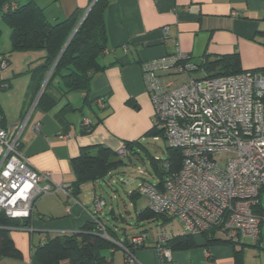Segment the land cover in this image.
Listing matches in <instances>:
<instances>
[{
    "label": "crops",
    "instance_id": "crops-1",
    "mask_svg": "<svg viewBox=\"0 0 264 264\" xmlns=\"http://www.w3.org/2000/svg\"><path fill=\"white\" fill-rule=\"evenodd\" d=\"M35 2L54 21L65 18L77 7H86L89 0ZM106 3L107 50L100 59L106 67L91 79L88 97L93 101L92 107L85 112L83 109L79 118L75 117L77 111L66 113L67 128L63 129L56 112L65 102L81 106L83 92H69L47 112L32 111L33 103L24 99L29 80L25 71L38 62L41 51L17 52L24 61L23 66L12 68L9 74H0L2 125L12 128L24 122L21 152L31 167L49 171L53 184L69 185L73 181L69 160L81 147L101 143L116 150L125 141L139 140L153 126L154 111L143 84L142 62L179 49L197 62L208 56L237 52L243 70L264 67V47L254 37L263 28L264 0H106ZM164 26L168 29L166 38L161 33ZM1 53L9 67L11 61ZM19 73H23L18 76L21 84L16 88L15 97L10 99L15 85L12 79L16 81L14 75ZM179 76L184 74H160L162 82L173 84L186 78ZM98 99L104 101L102 108L96 103ZM83 116L99 120L89 132L81 130ZM125 165L121 170L126 169ZM101 180L83 183L75 197L57 192L38 198L27 225L9 228V236L21 256L0 257V264H40L33 250L47 235L78 231L92 220L94 199H103L99 192ZM124 180L127 185L134 182L130 175ZM137 198L136 194L130 197L132 205ZM105 212L102 208L95 216L101 222L104 215L116 218L112 206ZM133 235L125 237L129 239ZM194 240L195 247L170 249L168 257H161L159 237L147 238L143 246L132 247L135 264H264V249L259 244L236 242L235 245L206 246L204 234L195 235ZM110 257L105 264H127L121 247L112 250ZM58 264L68 263L62 260Z\"/></svg>",
    "mask_w": 264,
    "mask_h": 264
},
{
    "label": "built area",
    "instance_id": "built-area-1",
    "mask_svg": "<svg viewBox=\"0 0 264 264\" xmlns=\"http://www.w3.org/2000/svg\"><path fill=\"white\" fill-rule=\"evenodd\" d=\"M167 32L166 26L161 28L163 38ZM198 69V62L179 49L141 63L154 111L153 126L168 146L180 150L182 162L160 183L142 179L137 191L152 212L176 218L191 235L214 230L223 238L264 249V71L190 76ZM164 72L186 78L178 84L162 82ZM96 103L103 105L101 99ZM91 122L84 117L81 126L87 128ZM23 124L9 128L0 120V212L20 221L31 217L36 200L43 195L70 196L67 185L53 184L49 171L34 169L22 154ZM115 151L119 157L128 152L124 145ZM161 164L168 167L166 160ZM104 205L103 199H94L92 220L101 235L109 238L95 216ZM145 239V234L130 237L133 244ZM163 240L160 236V243ZM119 246L126 263L135 264L133 253ZM158 251L161 257L169 256L167 248L158 247Z\"/></svg>",
    "mask_w": 264,
    "mask_h": 264
},
{
    "label": "trees",
    "instance_id": "trees-1",
    "mask_svg": "<svg viewBox=\"0 0 264 264\" xmlns=\"http://www.w3.org/2000/svg\"><path fill=\"white\" fill-rule=\"evenodd\" d=\"M106 4V0H89L86 7H77L65 18L50 21L43 8L35 0H0V22H4L9 29L10 48L8 53L15 51H41L43 53L38 57V62L25 71L29 75V80L24 99L28 103H33L32 111L47 112L69 92L84 93L81 106L75 107L69 102H65L56 112V118L63 124V129L69 126L65 120L66 113L82 112L85 106L92 107L93 101L88 97L91 79L106 67L100 61L107 50L104 20ZM89 5H91L89 10L68 39ZM262 22L263 28L257 31L254 37H257L258 43L264 47V14ZM2 61L7 64V60L0 52V63ZM52 65L46 84L36 98L42 81ZM198 66L208 77L231 75L244 71L241 68L237 52L205 57L198 62ZM251 70L264 71V67ZM102 102L103 105L99 106L100 108L104 106V101L102 100ZM84 117L86 116H83L82 119ZM0 120L2 124L1 117ZM91 120L92 122L87 128L81 126L83 133L91 131L99 121L98 119ZM149 134L154 137L163 136L155 126L145 133V135ZM137 144H139L138 140L124 142L129 153L136 151L135 145ZM161 160L168 162L167 168L162 166ZM149 162L160 183L167 174L180 168L182 155L178 148L167 146L164 158L155 159L151 156ZM69 163L73 181L67 186L72 197L80 192V186L83 183L95 182L117 175L121 173V167L125 164L124 159L119 157L115 150L101 143L81 147L79 153L70 158ZM135 194L140 195L137 188L130 191L129 196ZM156 215L163 217L164 220L173 218L162 213L152 212L147 204L136 214V219H149ZM25 221L26 224H24ZM98 221L110 239L103 237L97 223L91 220L78 231L47 235L41 244L34 247L33 255L40 264H58L62 260H66L68 264H105L111 258L112 250L120 248L119 244L131 252L132 247L145 244L147 237L143 243L133 244L130 238L119 239L113 228L102 223L99 219ZM27 223V219L22 221L10 219L0 212V257L18 258L21 256L9 236V228L22 227ZM202 234L206 235V246L212 244L235 245L238 242L223 238L214 230ZM194 236L183 229L180 233L164 237L159 247L169 250L193 248L196 246Z\"/></svg>",
    "mask_w": 264,
    "mask_h": 264
},
{
    "label": "rangeland",
    "instance_id": "rangeland-1",
    "mask_svg": "<svg viewBox=\"0 0 264 264\" xmlns=\"http://www.w3.org/2000/svg\"><path fill=\"white\" fill-rule=\"evenodd\" d=\"M0 28V52H3L9 59V61H11L9 67L7 66V64L5 66L0 65V74H9L12 68L23 66L24 61L22 60L21 55L16 51L13 52L12 55L11 52L9 55V53L7 52L10 48L9 29L4 22H0ZM21 74L23 73L14 75L15 77L17 76L16 81L14 77L12 79V81L15 82V85L14 94H12L10 99H13L15 97L17 93L16 88H18L21 84L19 83L21 79L18 78V76H21ZM203 75L204 71L202 69L190 72V76L193 77H202ZM184 76L186 77V75ZM184 76L179 77L183 79L185 78ZM45 84L46 82L43 84L42 81L40 92L43 90ZM87 109H89V107L85 106L84 112ZM79 113L81 112L77 111L75 113L76 118H79ZM138 141L139 144L135 145L137 154L129 153L127 154L128 156L124 158L126 162V169L120 170L121 173L117 175L115 174L113 177L102 179L99 183V192L102 195L103 200L105 201L103 211H106L105 213H107L108 209L112 206L113 213L116 217L112 218L110 215H104L102 223L113 228L119 239H123L126 235L129 236L131 234H145L147 238H156L182 232L183 227L176 218L164 220L163 217L156 215L154 218L143 220L136 219V214L145 207L146 200L144 197L138 196L135 205H132L133 203L131 202L128 193L132 189L137 188L138 183L142 179L150 181H154L157 179L158 176L154 173L152 165L149 162L150 157L152 156L155 159L164 158L166 155V147L168 146L166 139L161 135H157L156 139L151 134L145 135L142 136ZM139 170H141L144 174H139ZM129 175L134 178V182L132 185H127L124 180V177H128ZM106 217L107 219H105Z\"/></svg>",
    "mask_w": 264,
    "mask_h": 264
},
{
    "label": "water",
    "instance_id": "water-1",
    "mask_svg": "<svg viewBox=\"0 0 264 264\" xmlns=\"http://www.w3.org/2000/svg\"><path fill=\"white\" fill-rule=\"evenodd\" d=\"M91 4H92V3H91ZM90 6H91V5H89L88 8L84 11V13L81 15V17L79 18V20H78V22L76 23L75 27L73 28L72 32L70 33L68 39L70 38V36L72 35V33L74 32V30L76 29V27L79 25V23L81 22V20L83 19V17H84L85 14L87 13V11L89 10ZM68 39H67V40H68ZM52 67H53V65L51 66V68L49 69V71H48V73L46 74L45 78L43 79V84L46 82V80H47V78H48V76H49V74H50V72H51ZM41 85H42V84H41ZM41 87H42V86H41ZM41 87H40V89H39V91H38V93H37V95H36V98H37L38 95L40 94ZM24 224H26V221H25Z\"/></svg>",
    "mask_w": 264,
    "mask_h": 264
}]
</instances>
